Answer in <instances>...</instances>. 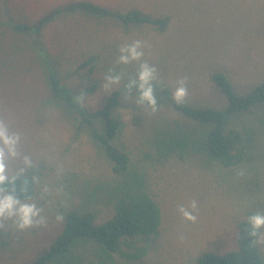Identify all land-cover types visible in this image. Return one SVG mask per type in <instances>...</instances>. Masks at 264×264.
Segmentation results:
<instances>
[{"label": "rangeland", "instance_id": "1", "mask_svg": "<svg viewBox=\"0 0 264 264\" xmlns=\"http://www.w3.org/2000/svg\"><path fill=\"white\" fill-rule=\"evenodd\" d=\"M72 1L0 0V176L25 175L34 188L31 198L13 199L11 211L0 212V264H28L47 248L70 210H91L97 221L112 213L115 177L108 161L89 130H78L72 115L52 99L28 46L33 34L3 25L8 19L34 23ZM91 1L121 12L137 9L169 17L159 31L76 11L61 13L39 31L67 83L75 88L100 83L85 98L88 107L100 106L109 90L120 89L118 140L132 167L146 174L162 222L141 261H125L92 240H78L50 264H194L202 251L234 249L237 224L247 212L264 216V104L234 119V125L252 131V138L244 159L223 167L207 159L203 130L163 101L158 88L167 86L193 105L219 107L224 98L210 81L212 71L227 74L238 94L264 80V0ZM90 53L97 55L93 72L71 73L72 62ZM145 69L150 76L141 81ZM145 89L151 102L142 97ZM6 196L0 191V200ZM23 206L33 210L27 223L19 212Z\"/></svg>", "mask_w": 264, "mask_h": 264}, {"label": "trees", "instance_id": "2", "mask_svg": "<svg viewBox=\"0 0 264 264\" xmlns=\"http://www.w3.org/2000/svg\"><path fill=\"white\" fill-rule=\"evenodd\" d=\"M76 11L88 16L111 17L123 25L147 24L159 31L165 30L169 22L168 16L155 17L137 9L121 12L91 0H75L51 8L34 23L13 22L10 19L3 22L14 32L33 34L28 46L35 52V59L44 73L52 99L61 103L72 115L78 130H89L92 141L108 161L115 177L109 195L111 215L103 221H97L96 215L88 209L66 212L59 232L47 248L28 264H50L68 253L78 240H92L110 255L138 262L147 256L157 240L162 212L148 187L146 174L140 167H132L129 154L119 143L121 122L115 111L120 105L121 91L111 89L100 106L88 107L84 100L98 89L100 83L86 82L76 88L67 83L65 77L56 71L54 63L58 59L50 56L41 40L42 36H39L43 26L61 13ZM62 59L64 62L70 61L66 57ZM96 62L97 55L90 53L81 61H73L70 72L76 74L87 69L92 73ZM209 78L224 98V104L219 107L193 105L177 98L167 86H159L158 94L174 111L193 123L197 130H203L200 140L208 160L216 161L223 167H232L244 159L252 138V131H243L233 124L234 119L264 104V80L247 93L238 94L222 70L212 71ZM3 178L0 191L12 199L25 201L33 195L34 188L27 176ZM254 216H261V213L249 210L246 218L237 224L234 249L202 251L194 258V264H264V254L258 241L262 225L252 223Z\"/></svg>", "mask_w": 264, "mask_h": 264}, {"label": "clouds", "instance_id": "3", "mask_svg": "<svg viewBox=\"0 0 264 264\" xmlns=\"http://www.w3.org/2000/svg\"><path fill=\"white\" fill-rule=\"evenodd\" d=\"M130 54L133 55V56L136 55V53L134 51H132V50H130ZM149 76H150V71L145 69L144 71H142V73L140 75V79H141V81H147ZM181 94H182V90H178L177 96L179 97ZM142 97L144 99L149 100V102H151L150 89H145L143 91V93H142ZM5 143L14 144V141L11 140V139H6ZM3 179L4 178L2 176H0V181H2ZM14 203H15V201L10 196L4 197L2 200H0V212L5 211V210L11 211L12 206H13ZM19 212L21 213L25 223H27L29 215L33 214V210L29 206L21 207L19 209ZM252 223L254 225H260L261 223H264V216H254V217H252Z\"/></svg>", "mask_w": 264, "mask_h": 264}]
</instances>
